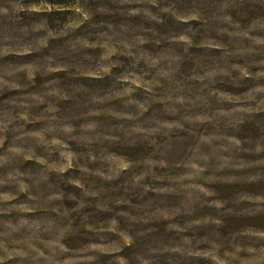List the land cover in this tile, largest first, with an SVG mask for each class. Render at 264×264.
Returning a JSON list of instances; mask_svg holds the SVG:
<instances>
[{"label": "rangeland", "instance_id": "1", "mask_svg": "<svg viewBox=\"0 0 264 264\" xmlns=\"http://www.w3.org/2000/svg\"><path fill=\"white\" fill-rule=\"evenodd\" d=\"M0 264H264V0H0Z\"/></svg>", "mask_w": 264, "mask_h": 264}]
</instances>
